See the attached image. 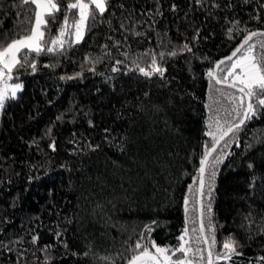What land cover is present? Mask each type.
Wrapping results in <instances>:
<instances>
[{"label": "trees", "instance_id": "trees-1", "mask_svg": "<svg viewBox=\"0 0 264 264\" xmlns=\"http://www.w3.org/2000/svg\"><path fill=\"white\" fill-rule=\"evenodd\" d=\"M156 7L153 0H111L81 43L63 55L30 57L35 73L14 70L23 89L0 110V264H126L145 225L157 245L177 246L186 215L195 246L189 186L195 191L215 119L235 122L227 94L239 95L206 73L247 32H264V0H160L162 15ZM24 11L20 0H0V40L21 32ZM63 16L49 21L51 35ZM184 44L191 51H180ZM153 53L165 71L145 77L132 61L150 70ZM219 151L210 198L214 253L232 238L240 255L214 264H264V111L209 160ZM205 181L208 192L207 174Z\"/></svg>", "mask_w": 264, "mask_h": 264}, {"label": "snow or ice", "instance_id": "snow-or-ice-1", "mask_svg": "<svg viewBox=\"0 0 264 264\" xmlns=\"http://www.w3.org/2000/svg\"><path fill=\"white\" fill-rule=\"evenodd\" d=\"M64 7H61L62 0H20V6L26 7V11L22 13L23 19L20 21L21 32L15 34L10 39L0 40V110L5 107L8 99H15L19 91H22L23 85L20 83L8 82L14 78V70L16 72L24 68H30L33 73L37 71V61L30 57H38L42 54L63 55L68 47L79 44L83 41L86 31L89 29L90 21L95 22L97 17H103L111 7V0H63ZM157 5L155 14L162 15L160 11V0H153ZM247 2V0H245ZM197 4L203 5L204 0H196ZM28 6H34L28 7ZM219 7L218 4L214 5ZM123 8V4L119 6ZM175 9V5L172 6ZM63 12L64 16L59 23L56 34L51 35V25L57 23V15ZM70 14V15H69ZM152 16L151 11L145 13ZM114 15V13H113ZM131 19V13L125 20L120 23L121 29H125L126 20ZM71 20V24L69 21ZM111 24V20L103 21ZM239 24V22H236ZM151 27V25H150ZM139 36L141 33L136 32ZM231 37L232 28L228 29ZM198 36V32H197ZM194 36L193 39H196ZM254 37H264V32L251 31L244 35L241 43L232 51L231 55L223 60L216 62L214 69L207 71L210 83L214 85H226L228 88L236 89V93L227 94L228 101L233 105L228 116H235L232 121L221 123L219 118L215 119L216 132L210 130L207 135L212 137L211 145H205V152L200 160L199 179L194 181L198 187L193 191V187L189 186V191L198 199L196 203L198 208L194 209L199 213V235L195 238V246L192 238H189V228L187 227L188 216L186 215V226L182 230V234L178 237V243L175 247L159 246L154 240L148 239V234L152 231L151 225H145V232L141 233V240H138L132 247V255L127 259V264H197L198 261H206V264H214L215 261L230 260L233 256L240 255L237 251L239 244L237 241L229 238L223 243V250L214 253L216 244L214 226L211 222V202L212 183L216 176V166L222 163L220 156L214 157L211 161L213 153L217 151V147L221 141H225L226 137L235 136L249 120L257 117L261 111H264V40L253 42ZM119 43V42H117ZM107 47L106 45L104 46ZM191 51L188 44H184L180 51ZM176 51L169 52V56H176ZM147 55V53H145ZM165 53H159L160 60H163ZM127 56V53H125ZM86 61L92 62L91 58L86 57ZM117 64L123 61L117 60ZM132 63L136 66V70L145 77H151L154 74L163 76L165 69L159 66L157 55L152 54L150 70L140 67L136 60ZM227 64L226 68L221 67ZM45 67H52L45 65ZM114 72L119 69L113 68ZM219 73H224L223 76ZM80 74L77 73V76ZM74 77H68L73 79ZM65 79V77H61ZM219 91V89H216ZM59 119V117L57 118ZM91 123V122H89ZM107 131V130H105ZM227 145V141H226ZM55 150V142L49 145ZM238 146V145H237ZM208 176L207 196L209 203L204 204L203 198L205 194V175ZM190 201L185 197L184 205L186 214L189 212ZM207 213L208 223H204V216ZM247 219V217H246ZM156 222L153 221V224ZM196 232L197 229H191ZM208 233V234H206ZM210 234V235H209ZM58 235V234H57ZM37 237H32V242L37 241ZM142 240H147L142 243ZM203 242L207 244V249L201 248L199 245ZM4 245L0 243V247ZM48 247V246H45ZM207 253L206 257L204 253ZM88 255L87 252L84 253ZM103 259H110L105 257ZM264 260V257L260 258ZM113 264L115 262L113 261Z\"/></svg>", "mask_w": 264, "mask_h": 264}, {"label": "water", "instance_id": "water-1", "mask_svg": "<svg viewBox=\"0 0 264 264\" xmlns=\"http://www.w3.org/2000/svg\"><path fill=\"white\" fill-rule=\"evenodd\" d=\"M244 37V36H243ZM243 37L233 46V48L230 50V51H228L227 53H225V54H223V55H221V56H219V57H217V58H215L214 60H213V62H212V69H214L215 68V65H216V62H218V61H220V60H223L225 57H227V56H229V55H231V53H232V51L241 43V41H242V39H243ZM236 122V121H235ZM211 145V144H210ZM209 145V146H210ZM205 152V151H204ZM204 154V153H203ZM203 154H202V156H201V159H202V157H203ZM200 159V160H201ZM199 168H200V162H199V165H198V170H199ZM198 179H199V171H198V174H197V180L196 181H198ZM198 187V184H196V188ZM197 199H198V197L196 196V201H197ZM198 208V204L196 203V209ZM197 226H198V229H199V227H200V224H199V213H198V211H197ZM204 247H205V249H207V247H208V245L207 244H204ZM206 253V252H205ZM206 255H207V253H206ZM127 264V263H126Z\"/></svg>", "mask_w": 264, "mask_h": 264}, {"label": "rangeland", "instance_id": "rangeland-1", "mask_svg": "<svg viewBox=\"0 0 264 264\" xmlns=\"http://www.w3.org/2000/svg\"><path fill=\"white\" fill-rule=\"evenodd\" d=\"M227 66H228V65H226V67H227ZM8 83H9V84H12V83H20V82H19L18 78H14L13 80L9 81ZM219 153H220V151L217 153V156H219ZM204 191H205V194H206V193H207V189L205 188ZM205 196H206V195H205ZM205 196H204V197H205ZM203 200H204V198H203Z\"/></svg>", "mask_w": 264, "mask_h": 264}]
</instances>
